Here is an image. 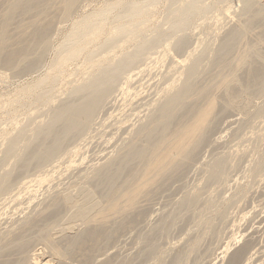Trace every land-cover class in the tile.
<instances>
[{"label":"bare ground","instance_id":"1","mask_svg":"<svg viewBox=\"0 0 264 264\" xmlns=\"http://www.w3.org/2000/svg\"><path fill=\"white\" fill-rule=\"evenodd\" d=\"M154 1H109L99 10L84 14L77 20L74 19L71 29L56 48L57 54L51 72H47L42 78L39 77L40 79L37 78L38 80L35 83L27 84L28 86L23 89L21 95L15 96L14 100L10 99L11 102L9 100L5 107L0 106L1 111L13 104V107H15V103L24 105L21 101L25 100L27 103H38L45 107V109L41 107L42 113H39V115H36V112L34 114L28 113L29 121L22 124L15 133L9 134L4 141L3 149L1 148L0 215L4 214L5 216L0 218V264H50L53 260H56L57 264H71L70 261L75 258L80 259V261L78 260L80 264H89L95 255L106 244L110 243L116 235L115 233L122 230L127 223L131 224L130 221L139 217L141 212L137 210V205L140 199L142 201L143 197L144 199L145 197L149 198L154 188L156 191L166 181L178 176L181 171L188 168L191 162L194 163L195 155L199 154L196 151L203 144H206L210 130L215 127L213 124L218 114V117H220V114L225 113L224 111L233 109L243 99L245 100L249 94L251 95L253 91L257 94L259 92V96L264 95V44L260 42L262 37L260 38L258 34L259 38H256L258 35L255 34L256 39L253 40L254 37H251L252 41L248 40V36L254 34L252 33L254 24L264 19V0H240L241 5H243V12L241 14L236 13L238 15L236 22H233L235 24L223 33L224 36L222 34L221 39L218 40L220 42L216 46L215 53L211 52L207 45V48L203 47L198 52L195 50L196 53H189L185 59H180L179 56H176L179 59L169 57L172 60L171 62L168 60V63H170L171 68L175 69L172 72L178 73V80L176 81L174 78L175 81H166L167 83L160 89V95L158 97L155 95L156 99L153 106L150 105L152 106L150 110L146 108L148 112L146 111L147 114H144L145 120H142L143 116H140L142 121L140 120L138 125L135 124L134 130L130 133L127 130L129 137H126L127 140L124 144L121 143L122 147L115 152V155L113 154L114 156H111L112 154L108 155L110 157L101 162L99 166L89 169L90 172H87V176H85L87 178L84 179L83 177L86 181L82 182V177H79L81 181L80 183L76 182L78 186L74 187L76 188L73 189L74 193L65 189L61 192L58 190L59 194L56 192L57 195L55 193V196L50 197L52 195L50 194L45 197L48 193L46 191L45 196L43 195L46 204L43 201L45 206L42 204L44 206L41 207L42 209L37 204L39 210L36 209L35 211L31 208L34 211L28 213V206L24 210L26 215L20 214L23 217L9 215L11 207L15 205L12 204L13 202H16L17 205L23 202H17L23 196L20 193L15 192L14 194L12 192L14 195L10 194L11 188L12 190L14 188L12 186L17 187L13 184L16 181L18 182L21 176L25 178V175L27 176L26 172L31 167L40 168L43 164H48V161H51L55 155L64 153L66 149L62 150L65 143H71L72 140L78 141V139L93 133H89V129L92 127L91 125H95L92 123L100 111L108 109L103 108L107 103H110L108 101H111L115 91H119L117 90L119 81L123 79L120 83L125 84L126 89L128 86L130 87L132 85H129L131 76L136 75L129 71L133 68H142L144 64L141 62L144 61L145 63L148 59L146 54L150 49H157L158 47L155 46L158 45L161 47L159 43L166 36L178 34L179 31L188 28L195 17L206 16L217 0H208V3H205L206 0H169L165 8V14L167 12V15L163 18L168 24V28L161 30L159 25L162 23H160L152 27L149 25L150 28L144 29L141 26H145L144 23L148 22L149 18L151 19L154 7L152 3ZM79 2L82 1L0 0V68L8 70L11 75L15 76L16 74L35 70L40 65L44 51L48 47V35L55 24L54 22L56 20L62 22L68 20ZM109 20L112 25L104 40L99 43V49L104 50L86 53L85 61L91 65L88 74L71 87L65 98L59 99V102L57 100L55 105H51V101H53L51 97L52 83L53 79L57 78L55 72L64 67L67 61L81 56L88 49V43L94 38L91 39V35L96 34L95 36H97L99 30L106 28L105 24ZM147 30L151 32L149 38H147ZM185 35L183 37L178 35L177 38L173 39V42H169L173 44L177 52L183 51V49L185 51L186 46L192 43L190 40V42L187 41L190 36L186 38ZM137 39H140L139 42L136 41ZM127 41L136 42L133 43L132 50H123L124 47L119 45ZM187 42L188 44H186ZM117 47L122 49L120 53L106 59V56ZM175 50L173 53H175ZM155 51H152V53L162 54V52L158 53L160 49ZM100 54H102V59L93 58V56ZM153 59L148 60L151 62ZM140 63L141 67H139ZM126 72L129 73L125 74ZM140 72V69H138L137 76ZM140 74L143 75V73ZM135 80H137V77ZM135 80H131V83L132 81L134 83ZM158 86L155 87L159 88ZM244 104L246 103L244 102ZM260 106H258V109L256 108L257 113L264 112V106L261 104ZM11 109L15 110L14 108ZM40 116L42 119L37 120ZM99 122L97 121V123ZM93 128L95 127L93 126ZM124 138H122V141ZM73 146L75 145L73 144ZM73 146L71 144V147ZM57 157L59 158V156ZM76 164L78 163L76 162ZM225 164L226 157L223 156L217 157L213 162L206 164V167L203 168L206 174L205 180L212 182L225 180ZM48 165L45 164L46 167ZM74 170L76 171V169ZM71 171L73 170L71 169ZM24 173L26 174L21 175ZM17 176L18 178H16ZM42 180L44 178H40L38 181L41 182ZM56 186L58 187V185ZM25 188L27 187L25 186ZM54 188L51 189V193L55 191ZM48 189L50 190V188ZM17 191L19 192V189ZM20 192H22V189H20ZM199 193L198 189L192 191L181 199L178 207L181 209L194 207L199 199ZM24 194L26 196V193ZM31 194L28 196L30 197ZM33 196L36 197V194L34 193ZM39 196L41 195L39 194ZM29 197L27 198L30 199ZM32 198L35 200L34 197ZM26 201H24L25 204ZM21 206L22 209L27 207L26 205L25 207ZM17 208L19 207L17 206ZM11 212H14V210ZM17 212L20 213L21 209L20 212ZM174 215L170 214L169 220L166 219L167 215L164 218L162 217V221L165 219L170 222H163L160 224L161 226H157L161 229L157 233H162V230L165 229V231L168 230L171 222L176 218ZM35 241L42 244L41 250H31L32 246L33 249L36 244H40ZM149 241L147 240V243ZM151 242L153 240L148 243L147 248L153 250L152 246L154 245ZM197 243L196 241L191 243V248L193 249ZM247 245L248 243L242 244V246L239 245V248L237 247L229 254L225 264H240L243 254L247 250ZM148 249L145 250L149 251L150 249ZM110 263L109 260L99 262V264Z\"/></svg>","mask_w":264,"mask_h":264},{"label":"rangeland","instance_id":"2","mask_svg":"<svg viewBox=\"0 0 264 264\" xmlns=\"http://www.w3.org/2000/svg\"><path fill=\"white\" fill-rule=\"evenodd\" d=\"M81 1L82 2H79L76 6L77 8L75 7V11L72 13V15H70V18L68 20L63 22L56 20L57 22H54L55 24L51 28L48 35V47L44 51L40 65L35 70L22 74H16L15 76L13 74L11 75L8 70L0 68V106L5 107V105L11 102V100H14L16 97L20 96L23 92V89L28 86L29 83H35V81L42 78L44 74H47V72H51L52 65L57 54L56 48L58 44L63 41V39L67 35V32H69V30L71 29L70 27H72V23L75 20L79 19L84 14L99 10L106 2L117 0ZM208 2V0L205 1V3ZM167 3H169V0H155L152 3L154 7L151 13L152 17L150 16L151 19L149 18V21L144 23L145 26L141 27H144V29H146L156 24L162 23L159 25L160 29L166 30L168 28V24H166L163 18H165V15H167V12L165 14ZM241 4L242 3L240 2V0H217L206 16L195 17L189 24L188 28L179 31L178 34L166 36L167 38L165 37V39L159 43L161 44V47L160 45H158L155 46L158 47L157 49H150L151 52L149 51V54H151L152 51L155 50L159 51V49L160 51L158 53L162 52V54L159 55L155 51L156 53H152L154 55L156 54L155 56H151L152 54L149 55L148 53L146 54L147 56L145 55L149 60L150 58H155L150 62L148 59L146 60L145 57L144 59L147 62H141L144 65H142V68L138 69H140V73H143V75L138 73L139 76H137V68H135L137 70L133 68V70L129 71H132L131 73H135L134 75H136H133L134 77L131 76V80L134 81L137 77V80H135L134 83L133 81L131 83V80L129 82V85L132 84L133 86L130 85L129 87L127 85L130 89L128 87L126 89V85L120 83L123 81V79L122 81H119V84L117 85V90L119 91H115L116 94L114 93V95L111 97V101H108L111 104L107 103L108 106H111L106 107L107 105H105V107L103 108H108L106 109L108 111H100L98 116L95 118V121L92 123L95 125H91L92 127H90L89 129V133H93H91L89 136H84L85 138L82 137L78 139V141L72 140L71 143L67 141L68 143H65V147L62 150L64 151L66 149V151H64V153L62 152V154L60 153L61 156L57 154L59 158L55 155L51 159V161H48L49 165L45 163L46 165H48V167H46L45 164L42 165V167L45 166L43 168L41 166L40 168L31 167V170L29 169V171L31 172H26L27 176L25 175L26 173L21 174L25 175V178L19 175L21 176V178L18 179V182L16 181V183L13 184L17 185V187L12 186L16 190L14 188L12 190L11 188L10 194L12 195V192H14V194L15 192H17L20 193L21 196L23 195L22 197H24V193H26V196L24 198L20 197L17 202L23 201L21 203L25 204L24 201L27 200L28 202L26 201L25 204L27 207H25V205H22L21 203H18L17 205L16 202H13L12 204L15 205H12L14 208L11 207V211L14 210V212L10 211L9 215L12 214L11 216L13 217H17V215L19 216L20 214L26 215L24 210L28 208V206L30 209H35V211L36 209L39 210L38 205L41 208L45 206L44 202L46 204V200H43V198L49 196L50 194H52L50 195V197L55 196V193L58 192V190L59 192H61L65 191L66 189L71 190V192L74 193L73 189H76L74 187L78 186L77 183H80L81 179L83 180L82 182L86 181L84 179L87 178H85V176H87V172H90L91 168L93 169L96 166H99L101 162H104L105 159L110 157L108 155L112 154L111 156H114L115 152L118 151L122 147V144H124L127 140L126 137H129V133L136 127L135 124L138 125L140 123L139 121L141 120L142 116V120H145L144 114L146 115L148 112L146 108H149L148 110H150L155 102L156 97L160 95V89H162L165 83L174 80V78L176 81L178 80V73L172 72L174 68H171L170 63H168L172 60L169 59V57L172 56L170 58H178L176 56H179L180 59H185L186 56L189 55V53H196L203 47L207 48V45L208 48L211 49V52L216 51V46L220 42L218 40L221 39L222 34L225 33V31L229 30V28H231L233 24H235L233 22H236L237 15L243 12V5ZM223 15H225L226 18L225 16L223 17ZM197 22L200 25H198ZM105 25L106 28L99 30L97 36H95L96 34H92V37L89 36L91 37V39L93 37L94 38L88 43V49L85 50L81 56L67 61L64 67L58 69L55 72L57 74V78L53 79L52 83L53 91L51 97L53 101H51V105H55L61 99L65 98L71 87L88 74V72L90 71L89 67L91 65L89 64V62L85 61L86 53L96 50H104L99 49V43L104 40L112 24L109 20ZM97 30L95 31L97 32ZM146 33H148L147 38H149V34H151L150 30H147ZM252 33L254 34H250L248 36L249 41H252V38L255 34H259L260 38L262 37L260 42H263L264 44V19L254 24ZM178 35L180 37H183V35H185L187 36L186 38L190 36L187 41H191L192 43H186L188 45L186 46L185 51L183 49V51L181 50L177 52L174 49L173 44L169 43L173 42V39H175V37L177 38ZM259 35L256 38H259ZM139 38L141 39V37ZM212 38L215 39V42L214 39L212 40ZM256 38L254 37L253 40ZM140 39H137L136 41L139 42L138 40ZM203 40L205 41V43L207 41L208 42L205 44ZM164 41L165 43H163ZM134 42L135 41H127L125 43H120L119 45L124 47L123 50H132ZM162 43L165 47L162 46ZM120 50H122L120 47L115 48L114 51H111L113 53L110 52L106 56L107 58H105L110 59L116 56L118 53H120ZM165 50L166 52H164ZM174 50L175 53H173ZM179 53L181 54V57ZM101 55L102 54L93 56V58L102 59ZM167 55L169 56L167 57ZM158 56L161 57L159 58ZM204 62L206 63V61ZM141 63L139 67H141ZM143 69L146 70L145 73V70ZM166 70H168L169 72H167ZM60 71L61 73H59ZM129 72H126L125 74ZM166 76L170 77L167 78ZM120 84L122 85V87ZM44 86L46 87L47 85ZM155 86H158L159 88H156ZM156 90L158 91V93ZM253 92L251 93V95H248L249 97H246L247 100L243 99L240 104H238L236 107H233V109L231 108L232 110L228 109V111H224L225 113L221 112L223 113V115L220 114V117H218L219 114L217 115L216 121L214 120L213 124V126L215 127H212L213 129L210 130L208 134V137H210H207L206 144H203L196 151L197 153L199 152V154L195 155L193 159L194 163L191 162V165L189 164L190 166L188 168H185L184 171H181L178 176L172 177L170 180L166 181L167 184H162V186L158 187L156 191L154 190V188L151 192L152 194H154L149 195V198L145 197L144 199L143 197L142 201H140V199L137 205V210L141 212L139 217L135 220H132L133 223L132 221H130L132 225L127 223L122 230L115 233L116 235H114V238L110 241V243L106 244L102 248V250L95 255V259L93 258L92 260L93 262L90 261L89 264H99V262L103 260H109V262L111 261L110 264H225L229 254L237 249V247L239 248V245L242 246V244L245 243H248L247 250L244 252L240 264H264V112H256L260 104L264 106V95L259 96V92L258 94L255 91ZM244 102L246 104H244ZM21 103L24 105L15 103V107H13V104L12 106L8 108L6 107V109L3 108L0 111V155H2V149L5 144L4 141L8 137V135L15 133L22 124L27 123L29 121V114H34L36 112L35 114L39 115V113H42V108L45 109V107H42L38 103H27L25 100H22ZM11 108H14L15 110ZM9 109L13 111H10ZM39 119H42V117L40 116L39 118H37V120ZM97 121L100 122L97 123ZM113 121L115 122V124ZM230 122L234 123L231 124ZM104 125L106 126L104 127ZM93 126L96 129L93 128ZM131 127L133 128L130 129ZM119 130L122 132H120ZM127 130L129 133H127ZM99 133L100 135H98ZM116 133L119 134L117 135ZM105 134L109 136H106ZM114 137H117V140ZM122 138H124L123 141ZM71 144L72 146L73 144L75 146L71 147ZM222 156L226 157L225 180H222L221 182H212L210 180H205L206 174L204 172L205 169H203L204 167H206L205 165L213 162L214 159H217V157L219 158ZM76 162L78 164H76ZM38 169L40 170L37 172ZM71 169L74 172L71 171ZM74 169H76V171ZM201 169L203 172L201 171ZM79 177L82 178L80 179ZM16 178H18V176ZM40 178H44V180L39 182L38 180ZM20 185L23 188H20ZM24 185L27 188H25ZM53 185L56 189L53 187ZM56 185H58V187ZM46 186H49L48 188H50V190ZM53 188L55 191L52 190L54 192L51 193V189ZM18 189L19 192L17 191ZM20 189H22V192H20ZM197 189L200 192L197 204L190 209L179 208L178 206L181 199ZM46 191L49 194L47 193L45 196ZM30 193H32L31 196L34 197L35 200L31 196H28ZM34 193L36 194L37 198L33 196ZM39 194L41 196H39ZM43 195L45 197H43ZM27 197H29L30 199H28ZM144 200L146 203L144 202ZM30 202L31 204L33 203V207L31 206ZM27 203H29L30 205ZM19 205H22L21 207L25 208L22 209ZM17 206L19 208H17ZM29 208L27 209L28 213L33 210H30ZM17 211H19L20 213H18ZM176 212L177 214H175ZM172 213H174L175 215ZM170 214L176 216V218L173 219L168 230L165 231V229L162 230V233H157V231H161V229L158 228L159 226H161L160 224H162L163 222H170L168 221V217L170 218ZM23 215L20 216L23 217ZM1 216L4 217L5 215L1 214L0 218ZM165 216L168 220L166 221L165 219H163L162 221V217L164 218ZM158 234H161L160 238ZM154 235L155 237H153ZM156 237L159 239H157ZM195 238L199 240L197 241ZM149 239L150 241L153 240L154 242H151V244L154 245L152 246L153 250H151L150 248L149 250L147 248L148 243L150 242ZM147 240L149 241L148 243ZM195 241L196 243H198L196 245L194 244L195 249H192L191 243H195ZM32 247L31 250L39 251L43 246L40 243L36 244L33 249ZM145 249H148L149 251ZM78 260L80 261L79 258H75L74 260H71L70 263L74 264L75 262V264H80ZM50 264H57V261L53 260Z\"/></svg>","mask_w":264,"mask_h":264}]
</instances>
